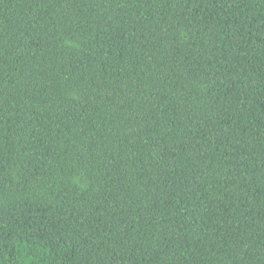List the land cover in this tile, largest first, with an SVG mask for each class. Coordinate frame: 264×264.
<instances>
[{
	"label": "trees",
	"instance_id": "obj_1",
	"mask_svg": "<svg viewBox=\"0 0 264 264\" xmlns=\"http://www.w3.org/2000/svg\"><path fill=\"white\" fill-rule=\"evenodd\" d=\"M0 264H264V0H0Z\"/></svg>",
	"mask_w": 264,
	"mask_h": 264
}]
</instances>
